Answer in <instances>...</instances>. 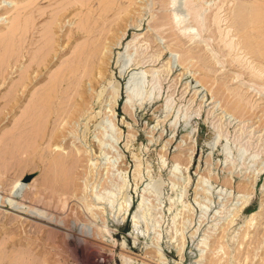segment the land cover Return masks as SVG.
<instances>
[{"label":"rangeland","instance_id":"1","mask_svg":"<svg viewBox=\"0 0 264 264\" xmlns=\"http://www.w3.org/2000/svg\"><path fill=\"white\" fill-rule=\"evenodd\" d=\"M184 1L43 0L46 14L28 17L22 51L13 31L32 0H0V264L7 239L8 250L34 264H95L99 257L105 264H264V59L238 44L233 15L240 0H189L202 7V19L210 16L201 31ZM125 5L128 12L120 13ZM89 15L107 46L100 47L101 72L83 79L81 112L49 116L37 92L90 39L78 31ZM171 18L183 22L160 26ZM47 26L57 56L40 73L36 66L28 72ZM126 62L142 64L120 75ZM26 72L33 81L17 87ZM131 76H142L146 89L125 108ZM15 94L21 99L8 104ZM235 101L244 109L235 112ZM24 115H33L27 120L34 128L22 123Z\"/></svg>","mask_w":264,"mask_h":264},{"label":"bare ground","instance_id":"2","mask_svg":"<svg viewBox=\"0 0 264 264\" xmlns=\"http://www.w3.org/2000/svg\"><path fill=\"white\" fill-rule=\"evenodd\" d=\"M42 1L43 0H32V2L30 3V4H28L27 6L25 5L24 6V8H22L20 11H18L19 12V15L18 14H16V15H18V16H22V20L21 21H19V19H18V24H17V29H14L15 30V32L13 31V33H14V35L13 36H15V35H17L18 36V38L17 37H15L16 39H15V43H16V40L18 39V47H20V50L22 49V51L24 50V49H27L26 48V46H27V44H28V42L30 41L29 40V35H30V33H31V28H32V26H29V18H31L32 19V21H34L37 17H36V15H35V13L36 12H38L39 14H38V16L39 17H42V16H44L45 14H46V9L47 8H44V6L43 5H41V3H42ZM44 1H48V3L50 4L51 2H54V1H58V0H44ZM105 1V0H104ZM129 1H132V0H129ZM61 2V1H60ZM97 2H99V1H97ZM234 2H235V0H234ZM109 3V2H108ZM236 3V2H235ZM234 3V4H235ZM57 4V3H56ZM183 4H184V6H185V9H187V12H189V14H190V16L192 17V19L196 22V26H197V30H199V31H201V30H203V28L204 27H206V25L207 26H209L210 27V25L208 24L209 23V19H210V16H206V15H204V18L202 19L201 17L203 16V10H202V7L200 8V9H196V8H194L193 6H192V4L190 3V1L189 0H186V1H184L183 2ZM257 4V5H256ZM262 4H264V3H261V5ZM100 5V4H99ZM98 5V6H99ZM131 5V4H130ZM195 5V4H194ZM113 6H114V4H113ZM52 7V6H51ZM109 7V6H108ZM50 8V7H49ZM110 9H112V6L111 7H109L108 9H106L105 11H104V14H106L107 12H109V10ZM234 15H233V20H234V27H235V29H236V31H237V33H236V36L238 35L239 36V45L242 47V49L244 48L246 51H248L249 52V54H252L253 56H258V58L259 59H261V60H263L264 59V10L262 11L261 9H263V8H260V7H258V0H256L255 2H253V3H248V2H245V1H243V0H240V1H238L236 4H235V6H234ZM65 10H67V9H65ZM89 10H91V8L89 9ZM120 10H122V11H120V13H127L128 12V10H129V6H123ZM188 14V15H189ZM17 16V17H18ZM16 17V18H17ZM29 17V18H28ZM38 17V18H39ZM54 19H53V21L55 22V21H57L58 20V17H59V15H58V13L57 14H55L54 15ZM103 17V16H102ZM20 18V17H19ZM179 18V17H178ZM216 20H217V17H216ZM51 21V20H50ZM52 21V22H53ZM98 21L99 20H97V18H92V17H90V15L83 21V22H81L82 23V25H80L79 26V28H78V31H80V32H83V33H88L87 35L89 36V40L87 41V42H84L83 43V45H81L79 48H78V50L75 48V50L76 51H73L74 52V54H73V57L70 59V60H68V61H66V63L64 64V65H62V67H58V71H57V73L53 76V78H51V83H50V85L49 86H47L45 89V91L43 90V91H40V92H37V93H35V91H34V93L33 94H31V95H34L35 96V94H37L39 97H38V99H40L38 102L37 101H34V99L32 100V101H34L33 102V104L35 103V102H37V104L39 105V102L41 103L42 102V107L44 108V109H47L46 111V113H47V115H51V114H57L56 116H58L59 118L62 116V115H64V114H66L67 112H68V110L70 109V108H73L74 109V111H73V113L74 112H76V113H79V112H81L82 111V105L79 103V102H77V99H76V97L77 96H82L81 95V93H80V91H79V89H81L82 88V83H83V79L85 78V77H91V76H93L94 75V70L95 69H99L100 70V72H101V69H102V64H99L98 63V61L99 60H103L104 59V57L105 56H102V52L103 51H101V49H100V47L102 46V45H104V48H107V46L105 45L106 43L105 42H98L99 40H100V35H98V36H95V26L98 24ZM53 22V23H54ZM168 22H169V24L170 25H173V26H175V27H178L179 25H181L182 24V22H183V19H177V18H171V21H164V22H162L161 24H160V26H163V25H167L168 24ZM17 23V22H16ZM52 23V24H53ZM33 25V24H32ZM232 26V27H233ZM107 30V29H106ZM183 30V29H182ZM194 30V29H193ZM108 32H107V34L108 35H110V34H114V31H113V29H109V30H107ZM191 31H192V28H191ZM208 31V30H207ZM126 32H127V30H126ZM12 33V32H11ZM10 33V34H11ZM12 33V34H13ZM16 33V34H15ZM54 33V30L52 29V27L51 26H47L46 27V31H45V33L42 35V41H43V44L41 43V50H40V52L38 51L37 52V54H35L33 57H31V60L32 61H30L31 62V65H29V68H28V72H29V69H31V68H34V66H36V68L38 69V72L40 73L41 71H42V69H43V67L44 68H48V66H49V64L52 62V60H53V58L55 57V56H57V49H56V47H55V45H56V43H57V41H56V39H54V37H52L50 34H53ZM104 33H105V31H104ZM185 34H186V29H185ZM196 33L194 32V35H195ZM39 35V34H38ZM107 35V36H108ZM124 35V34H123ZM192 35V34H191ZM197 35V34H196ZM2 36H3V34H2ZM5 36V35H4ZM12 36V35H11ZM12 36V37H13ZM172 36H173V38H172V43L171 44H176V43H178V37H177V35L175 34V33H173L172 34ZM1 37V36H0ZM9 37V36H8ZM12 37H11V39H12ZM5 38V37H4ZM14 38V37H13ZM123 38H125V37H122V38H120L118 41L119 42H117L116 43V46L118 47L119 45H121V42L120 41H122L123 40ZM193 38H194V36H193ZM192 38V39H193ZM238 38V37H237ZM109 39V38H108ZM86 40V39H85ZM191 40V39H190ZM1 41H3L2 39H1ZM8 41V40H7ZM103 41V40H102ZM9 42V41H8ZM8 42H6V44L8 43ZM3 43V42H2ZM11 43H13L12 41H11ZM131 44H132V41H131ZM130 42L129 43H127L126 45H124L125 46V50L127 49L128 50V48H130ZM43 45V46H42ZM10 46H12V48L14 47L13 45H10ZM122 46V45H121ZM123 46V47H124ZM112 47V46H111ZM240 47V48H241ZM6 48H7V45H6ZM9 48H11V47H9ZM39 48V49H40ZM102 49V50H104L105 51V49ZM113 48V47H112ZM38 49V48H37ZM66 49V48H65ZM7 50V49H6ZM10 50V49H9ZM11 51V50H10ZM18 51V50H17ZM113 51V50H112ZM6 52V51H5ZM19 52V51H18ZM4 53V52H3ZM14 53H16L15 51H14ZM105 53V52H104ZM5 54V53H4ZM111 54H112V52H111ZM8 55H10V52H9V54ZM248 55V54H247ZM1 56H2V54H1ZM19 56V55H18ZM5 57V56H4ZM187 57H189V55H186V56H184V58L182 59L184 62L185 61H187ZM253 58V57H252ZM9 59V58H8ZM20 59H22V58H20ZM66 59V58H65ZM130 59V58H129ZM110 60V59H109ZM108 60V61H109ZM1 61V60H0ZM139 61V60H138ZM14 62V61H13ZM16 62H17V60H16ZM15 62V63H16ZM29 62V63H30ZM128 62V61H127ZM127 62L125 63V65L122 67V69H121V71H120V75H125L127 72H129V71H133V70H136V69H138V67H140V65L142 64L141 62H137V63H135L134 62V64H132V65H130L129 63L127 64ZM188 62V61H187ZM1 64V63H0ZM2 64H3V62H2ZM9 64V63H8ZM7 65V64H6ZM189 65V64H188ZM132 66H133V68H132ZM261 66H263V65H261ZM61 68V69H60ZM9 69V68H8ZM141 69V68H140ZM261 69V68H260ZM259 69V70H260ZM144 70V69H143ZM262 70V69H261ZM263 71V70H262ZM5 72V71H4ZM28 72H26V75L24 76V78L22 79V80H20V82H21V84H20V82H19V84L20 85H17V87H22V88H25L26 86H27V84H29V83H31L32 81H33V79L30 77V75H29V73ZM24 73V72H23ZM169 73V72H168ZM101 74V73H100ZM144 74V73H143ZM252 74V73H251ZM22 75H24V74H22ZM136 75V74H135ZM97 76H98V74H97ZM96 76V77H97ZM126 76V75H125ZM21 77V76H20ZM99 77V76H98ZM131 77H133V76H131ZM135 77V76H134ZM133 77V78H134ZM139 78L136 80L135 78L133 79V78H130L129 79V82H131L130 83V86L128 85V88H127V94H128V101H126L125 102V104H124V107L125 108H128L129 106H130V104H132V102L134 101V95L135 96H141L143 93H144V90H143V93L141 92L142 91V89H144L145 88V85H144V79H143V77L141 76H138ZM255 77V76H254ZM145 78V77H144ZM203 78H206V77H203ZM34 79H37V76L34 78ZM97 79V78H96ZM143 79V80H142ZM133 82V83H132ZM66 85V86H65ZM150 85V84H149ZM65 86V91L63 90L62 91V93H60L61 91H60V89H64L63 87ZM155 86V85H154ZM156 87V86H155ZM146 89V88H145ZM148 89V88H147ZM149 89L150 90H153V88H151V87H149ZM15 90H19V89H15ZM25 91H26V89H24ZM13 91H14V89H13ZM148 92H149V90H147ZM210 91H212V90H210ZM41 92H43V93H41ZM150 92H152V91H150ZM147 93L146 94V98L147 97H149V95H151V93ZM260 92H262V91H260ZM15 93H16V91H15ZM60 93V94H59ZM37 95H36V97H37ZM242 96V95H241ZM240 96V97H241ZM4 97V96H3ZM11 97V96H10ZM9 97V98H10ZM243 97V96H242ZM15 99V101L17 102L18 101V99H21V97H19L17 94H15V95H13L12 96V98L10 99V102H9V100H7L8 102V104L9 103H11V102H14V99ZM33 98V96H31V99ZM35 98V97H34ZM62 98V99H61ZM35 100H37V98L35 99ZM43 100V101H42ZM71 100H72V102H71ZM32 101L30 102L31 104H32ZM69 101L71 102L70 103V107L68 108V104H69ZM65 104V105H64ZM37 105V106H38ZM63 105V106H62ZM36 106V105H35ZM232 108H233V110L236 112V111H241V110H243L244 109V107H243V105L239 102V101H235V102H233L232 103ZM33 107V106H32ZM59 107V108H58ZM30 108V107H29ZM38 108H39V106H38ZM30 110V109H29ZM35 110H37V109H35ZM35 110H33V109H31L30 111H31V113H32V111L33 112H35V113H37ZM42 111H43V109H41ZM27 112V111H26ZM25 113V112H24ZM30 113V114H31ZM45 113V112H44ZM27 114V113H26ZM39 114H40V112H39ZM39 114H36V116H39ZM28 115H29V113H28ZM28 115H24L23 116V119H25V121H18V123L20 124V125H22V123H26V121H28L27 119H30V117L31 116H33V115H30V117L28 116ZM35 115V114H34ZM67 115V114H66ZM25 116L27 117V118H25ZM36 116H34V118L36 117ZM29 117V118H28ZM41 117V116H40ZM57 117V118H58ZM67 117V116H66ZM33 118V117H32ZM34 118H33V120H34ZM39 118V117H38ZM38 118H35V119H37V121L36 120H34V121H36L37 123H39V121H41L42 122V120H40V118H39V120H38ZM45 119H47V118H44V120ZM32 121V120H31ZM31 121H28L29 122V124H28V122L26 123V124H28V126L30 125V126H32V124L31 123H33V122H31ZM22 122V123H21ZM31 122V123H30ZM40 122V123H41ZM37 123H36V127H37ZM18 124V125H19ZM34 124H35V122H34ZM19 125V126H20ZM24 125V124H23ZM38 125H40L41 126V124H38ZM19 126H16V131H18V130H20V128H19ZM27 125H25V128L28 130V127H26ZM22 127V126H21ZM33 128L35 127V125H33L32 126ZM32 127L31 128H29V131H30V129H32ZM17 128H19L18 130H17ZM24 128V127H23ZM25 130V129H24ZM27 130H25V132L27 131ZM37 131H38V129H36ZM15 131V130H14ZM21 132L23 131L22 130V128H21V130H20ZM33 131V130H32ZM32 131H30V132H32ZM13 132V131H12ZM24 132V133H25ZM30 132H26V134H28V133H30ZM9 133V132H8ZM10 133H11V131H10ZM33 133H35V132H33ZM32 134V133H31ZM42 134V133H41ZM8 135V134H7ZM19 136H20V134H18ZM23 135V134H22ZM36 135V134H35ZM38 135V134H37ZM3 137H4V135H3ZM18 137V136H17ZM26 137V136H25ZM33 137V136H32ZM32 137L30 138V139H28L29 141H32V140H35L36 141V139H37V136L35 137L36 139H32ZM28 138V137H27ZM23 139V138H22ZM32 139V140H31ZM27 140V139H26ZM19 141V140H18ZM25 141V140H24ZM11 142V141H10ZM33 142V141H32ZM18 143V142H17ZM36 143V142H35ZM16 144V143H15ZM30 144V143H29ZM14 145V144H13ZM38 146V145H37ZM56 146V145H55ZM57 149V148H56ZM70 155V154H69ZM76 155H77V153H76ZM71 157V156H70ZM69 158V157H68ZM60 159V158H59ZM72 159H76L75 157H72ZM62 163V165H64L65 164V166L66 165H68L65 161H63V160H54V164H56V165H59L60 163ZM71 162V161H70ZM74 162V161H73ZM76 163V162H75ZM75 165V164H74ZM71 166V165H70ZM67 167V166H66ZM74 168V167H73ZM63 172V171H62ZM66 172V171H65ZM64 172V173H65ZM63 173V176L66 174H64ZM66 177V176H65ZM64 177V178H65ZM56 178V177H55ZM64 178H63V183H64ZM69 178H70V176H69ZM71 178H72V176H71ZM73 181V180H72ZM19 182V181H18ZM67 183H68V181H66ZM17 187H18V183H16V184H14V186H12V189L11 190H16L17 189ZM65 187V186H64ZM67 187H68V185H67ZM60 191V190H59ZM52 192V191H51ZM54 192V191H53ZM12 193V192H11ZM38 193L37 192H35V195H37ZM59 195H62V193L61 194H59ZM64 195V194H63ZM74 195V194H73ZM45 196V195H44ZM50 199V198H49ZM56 200V199H55ZM50 202V201H49ZM63 203H64V201H62ZM55 203H56V201H55ZM66 204V203H65ZM142 202H141V206L140 205H138V208H137V212H140V210L142 209L141 207H142ZM63 206H60L59 208H62V207H65V205L64 204H62ZM53 208H54V206H53ZM56 208V207H55ZM88 208H89V206H88ZM141 208V209H140ZM57 209V208H56ZM124 209V208H123ZM33 210V209H32ZM62 210V209H61ZM60 210V211H61ZM93 210V209H92ZM143 211V210H142ZM41 212H42V210H41ZM93 212V211H92ZM44 214H45V212H43ZM255 214L256 213H254V216H253V218H252V220H251V222L254 220V218H255ZM144 215V214H143ZM137 217V216H136ZM141 217H142V215H141ZM135 222H137V221H135ZM138 224V223H137ZM103 236V235H102ZM6 237V236H5ZM245 237V236H244ZM51 238H54V239H56L57 238V236H55V235H53V234H51V235H49V237H48V239H51ZM52 240V239H51ZM68 240V239H67ZM10 241V239H7V240H5L4 242H3V245L5 246L4 248H3V250H2V263L1 264H34V260H32L31 259V257H29L28 255L26 256L25 254H23L22 252H20V251H17V250H8L7 249V243ZM55 244V243H54ZM63 245V244H62ZM1 247V246H0ZM92 247V246H91ZM91 247H90V250H91ZM21 248V247H20ZM73 248V247H72ZM113 248V247H112ZM67 249V248H66ZM87 250H88V248H87ZM90 250H88V251H90ZM103 250V249H102ZM72 251H74V250H72ZM71 251V252H72ZM33 252V251H32ZM52 252V251H51ZM66 252V251H65ZM91 253V252H90ZM93 253V252H92ZM91 253V254H92ZM102 253H104V252H102ZM101 253V254H102ZM31 254V253H30ZM76 254V253H75ZM87 254V253H86ZM89 254V253H88ZM98 254H99V256H100V253L98 252ZM48 255V254H47ZM71 255H73V254H71ZM105 255V254H104ZM112 255V254H111ZM74 256V255H73ZM76 257V256H75ZM73 258V259H77V258ZM77 257H78V255H77ZM87 257H88V255H87ZM94 257V256H93ZM93 257H91V258H93ZM246 257V256H245ZM44 258V257H43ZM90 258V259H91ZM102 259H103V262L102 263H100L99 262V260H100V257L97 259V262L98 263H100V264H105V259L103 258V257H101ZM70 259V258H69ZM246 260V262H248L249 261V256H247L246 258H245ZM87 260V259H86ZM62 261V260H61ZM91 261V260H90ZM89 261V262H90ZM108 261V260H107ZM68 262H70L69 260H68ZM93 262V261H92ZM96 262V263H97ZM43 263V262H42ZM95 263V264H96ZM126 263H127V261H126ZM213 263V262H212ZM211 263V264H212ZM217 264H219V263H217Z\"/></svg>","mask_w":264,"mask_h":264}]
</instances>
